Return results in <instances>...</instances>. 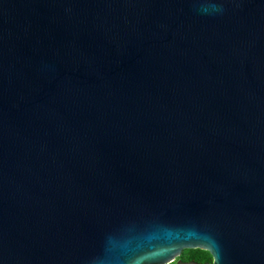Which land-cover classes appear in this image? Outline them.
Returning a JSON list of instances; mask_svg holds the SVG:
<instances>
[{"label":"water","instance_id":"95a60500","mask_svg":"<svg viewBox=\"0 0 264 264\" xmlns=\"http://www.w3.org/2000/svg\"><path fill=\"white\" fill-rule=\"evenodd\" d=\"M197 249L264 264V0H0V264Z\"/></svg>","mask_w":264,"mask_h":264},{"label":"trees","instance_id":"16d2710c","mask_svg":"<svg viewBox=\"0 0 264 264\" xmlns=\"http://www.w3.org/2000/svg\"><path fill=\"white\" fill-rule=\"evenodd\" d=\"M182 257L189 260L194 259L196 263H211V257L206 251L202 250H184Z\"/></svg>","mask_w":264,"mask_h":264},{"label":"flooded vegetation","instance_id":"af4514ba","mask_svg":"<svg viewBox=\"0 0 264 264\" xmlns=\"http://www.w3.org/2000/svg\"><path fill=\"white\" fill-rule=\"evenodd\" d=\"M188 262H196V261L194 259L187 260L183 258L182 253H181V255L178 258H176L174 261H172L170 264H183V263H188Z\"/></svg>","mask_w":264,"mask_h":264}]
</instances>
